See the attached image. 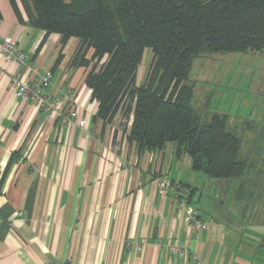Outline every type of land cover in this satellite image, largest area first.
<instances>
[{
	"label": "crops",
	"instance_id": "1",
	"mask_svg": "<svg viewBox=\"0 0 264 264\" xmlns=\"http://www.w3.org/2000/svg\"><path fill=\"white\" fill-rule=\"evenodd\" d=\"M18 7L19 15L0 0V43L13 39L41 73H53L49 93L61 109L73 89L86 125H64L17 97V67L0 53V264H264L263 205L220 194L215 181L200 192L189 156L172 145L138 152L116 124L120 115L103 127L88 71L71 64L79 39L62 45ZM159 180L194 191L163 195ZM188 208L210 229L191 227Z\"/></svg>",
	"mask_w": 264,
	"mask_h": 264
},
{
	"label": "trees",
	"instance_id": "2",
	"mask_svg": "<svg viewBox=\"0 0 264 264\" xmlns=\"http://www.w3.org/2000/svg\"><path fill=\"white\" fill-rule=\"evenodd\" d=\"M18 1L31 24L61 35L62 45L79 39L71 64L88 71L103 127L120 115L138 152L172 145L177 157L189 156L194 171L226 190L238 181L233 198L256 201L247 187L254 164L241 156L243 134L228 115L210 114L208 103L195 107L188 80L202 56L264 51V0H10L19 15ZM146 48L153 58L137 86ZM182 187L187 195L194 191Z\"/></svg>",
	"mask_w": 264,
	"mask_h": 264
},
{
	"label": "rangeland",
	"instance_id": "3",
	"mask_svg": "<svg viewBox=\"0 0 264 264\" xmlns=\"http://www.w3.org/2000/svg\"><path fill=\"white\" fill-rule=\"evenodd\" d=\"M151 55L152 50L146 48L137 71V86L145 83ZM188 83L194 84L195 107L201 110L208 103L210 114L228 115L240 135L243 134L241 156L247 158L249 164H254V168L248 169L251 174L246 179L247 187L254 192L257 204L263 205L264 209V51L220 53L197 58ZM116 124L123 129L121 120H117ZM182 167L183 176L186 174L187 177L185 164ZM190 171L194 170L191 168ZM192 173L197 175L196 184L201 187L200 192L207 194L208 183L213 181L202 172ZM237 183L233 189L226 190L222 182L220 186L223 189L217 192L233 198ZM198 196L195 195L194 201L197 202Z\"/></svg>",
	"mask_w": 264,
	"mask_h": 264
},
{
	"label": "built area",
	"instance_id": "4",
	"mask_svg": "<svg viewBox=\"0 0 264 264\" xmlns=\"http://www.w3.org/2000/svg\"><path fill=\"white\" fill-rule=\"evenodd\" d=\"M0 53L7 63H14L17 72L11 77L10 87L17 97L31 101L36 104L49 118L59 119L64 125H78L85 127L86 121L79 118L77 110V94L73 89H67L64 97L68 104L61 109V99L51 97L49 87L53 79L52 72L41 73L36 65L31 61L29 55L20 51L17 43L11 38H5L0 43ZM24 69V72H22ZM30 75H35V79H30ZM133 117L131 118V122ZM130 122V124H131ZM158 187L163 195L169 191L188 193L180 184L173 185L169 182L159 180ZM187 219L191 227L197 230H209L210 227L205 223L200 214L194 208L187 209ZM173 253L184 256L186 249L183 247H173Z\"/></svg>",
	"mask_w": 264,
	"mask_h": 264
}]
</instances>
